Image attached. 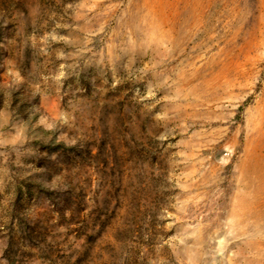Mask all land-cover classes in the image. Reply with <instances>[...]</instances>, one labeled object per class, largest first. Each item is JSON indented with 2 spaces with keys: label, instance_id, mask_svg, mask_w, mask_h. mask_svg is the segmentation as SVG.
I'll use <instances>...</instances> for the list:
<instances>
[{
  "label": "rangeland",
  "instance_id": "1",
  "mask_svg": "<svg viewBox=\"0 0 264 264\" xmlns=\"http://www.w3.org/2000/svg\"><path fill=\"white\" fill-rule=\"evenodd\" d=\"M0 264H264V0H0Z\"/></svg>",
  "mask_w": 264,
  "mask_h": 264
}]
</instances>
